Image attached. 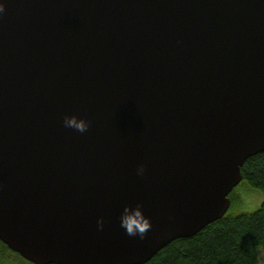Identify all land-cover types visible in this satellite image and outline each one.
Segmentation results:
<instances>
[{"label": "water", "instance_id": "95a60500", "mask_svg": "<svg viewBox=\"0 0 264 264\" xmlns=\"http://www.w3.org/2000/svg\"><path fill=\"white\" fill-rule=\"evenodd\" d=\"M0 3L5 244L35 264H144L229 211L264 152V0ZM137 203L145 240L120 227Z\"/></svg>", "mask_w": 264, "mask_h": 264}, {"label": "trees", "instance_id": "16d2710c", "mask_svg": "<svg viewBox=\"0 0 264 264\" xmlns=\"http://www.w3.org/2000/svg\"><path fill=\"white\" fill-rule=\"evenodd\" d=\"M241 172V183L245 181L264 194V152L250 156ZM239 185L230 193L231 205ZM263 244L264 202L252 212L233 214L228 211L195 235L173 240L144 264H259V247ZM0 264L35 263L0 239Z\"/></svg>", "mask_w": 264, "mask_h": 264}, {"label": "clouds", "instance_id": "9594fccd", "mask_svg": "<svg viewBox=\"0 0 264 264\" xmlns=\"http://www.w3.org/2000/svg\"><path fill=\"white\" fill-rule=\"evenodd\" d=\"M5 3H0V14L6 13ZM3 16L0 15V19ZM65 128L74 129L75 131L84 134L89 132L91 122L87 119H81L76 115L65 116L63 120ZM146 172L145 166L141 165L137 169V175L143 176ZM143 203H137L135 206H125L120 216V227L126 230V235L129 237H139L140 240H145L150 230L153 229L151 217H146L144 214ZM99 231H103L105 227V219L101 217L97 221Z\"/></svg>", "mask_w": 264, "mask_h": 264}, {"label": "rangeland", "instance_id": "374dc122", "mask_svg": "<svg viewBox=\"0 0 264 264\" xmlns=\"http://www.w3.org/2000/svg\"><path fill=\"white\" fill-rule=\"evenodd\" d=\"M234 199L235 201L229 209L230 213L252 212L262 205L264 194L260 189L251 187L244 181L237 187ZM259 264H264V244L259 247Z\"/></svg>", "mask_w": 264, "mask_h": 264}]
</instances>
